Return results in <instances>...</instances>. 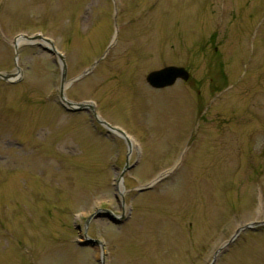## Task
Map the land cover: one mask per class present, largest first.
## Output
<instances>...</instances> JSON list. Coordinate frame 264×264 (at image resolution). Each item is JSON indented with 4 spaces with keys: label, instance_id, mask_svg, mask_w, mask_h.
I'll return each mask as SVG.
<instances>
[{
    "label": "rangeland",
    "instance_id": "rangeland-1",
    "mask_svg": "<svg viewBox=\"0 0 264 264\" xmlns=\"http://www.w3.org/2000/svg\"><path fill=\"white\" fill-rule=\"evenodd\" d=\"M0 72V264H264V0H0Z\"/></svg>",
    "mask_w": 264,
    "mask_h": 264
},
{
    "label": "water",
    "instance_id": "water-1",
    "mask_svg": "<svg viewBox=\"0 0 264 264\" xmlns=\"http://www.w3.org/2000/svg\"><path fill=\"white\" fill-rule=\"evenodd\" d=\"M22 36L24 38H26L28 41H32L35 38H39L40 35H33V36H25V35H18L17 37L14 38V47L17 48L18 44H17V39ZM43 39V38H42ZM45 40V39H43ZM49 41V40H47ZM49 52L52 55H57L58 57H61V55L52 47L49 48ZM61 66H62V73H61V86H60V98L61 100L66 103V105L70 106L67 107V110L70 111H80L85 109L84 105L81 103H72L71 101H68L67 99H65L64 95H63V90H64V78L66 75V66H65V62L63 61L62 57H61ZM19 70V68H18ZM0 78L6 81H14L15 80V76L13 74H4V73H0ZM189 78V72L183 67V66H177V65H168V66H164L160 69L157 70H152L150 71L147 75H146V81L148 82V84L151 87L154 88H163L166 86H170L172 85L177 79H183V80H187ZM96 119L101 122L104 123L105 125H108L106 122L101 121L98 119L97 116H95ZM127 168V167H126ZM125 168V169H126ZM122 176V173H121ZM147 187H150V185H148ZM104 210L106 211L107 215L114 221L117 222L118 219L115 217V215H113L108 209H103V208H99L95 211V213L91 214L87 220L85 221V224L87 225V222L89 221V219L96 215L97 212ZM250 225H244L240 228L237 229L236 234L242 230L245 227H249ZM233 239V238H232ZM85 242L87 243H91V244H101V241H99L98 239H91L89 238L87 235H85ZM218 251H216L217 253ZM215 253V255H216ZM215 255L213 256L210 264L214 263L215 260Z\"/></svg>",
    "mask_w": 264,
    "mask_h": 264
},
{
    "label": "bare ground",
    "instance_id": "bare-ground-1",
    "mask_svg": "<svg viewBox=\"0 0 264 264\" xmlns=\"http://www.w3.org/2000/svg\"><path fill=\"white\" fill-rule=\"evenodd\" d=\"M17 44L18 45H20L22 42H26V41H28L26 38H24V37H20V38H18L17 40ZM120 133V132H119ZM87 220V219H86Z\"/></svg>",
    "mask_w": 264,
    "mask_h": 264
}]
</instances>
